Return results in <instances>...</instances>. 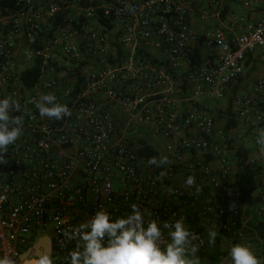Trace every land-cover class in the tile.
Returning a JSON list of instances; mask_svg holds the SVG:
<instances>
[{"label": "built area", "instance_id": "built-area-1", "mask_svg": "<svg viewBox=\"0 0 264 264\" xmlns=\"http://www.w3.org/2000/svg\"><path fill=\"white\" fill-rule=\"evenodd\" d=\"M224 9L221 0H0V99L17 100L21 111L10 115L24 120L0 163V255L23 264L43 236L63 255L61 221L78 223L100 206L128 212L133 202L161 220L185 216L204 239L199 256L208 248L199 224L209 220L230 235L229 259L235 243L264 244V225L248 230L231 157L246 137L259 150L264 129V72L249 90L235 89L249 55L264 56V12L253 20ZM193 12L210 20L198 35ZM36 64L29 83L24 73ZM49 92L71 117L40 116L35 102ZM227 98L229 128L202 108ZM143 129L154 142L137 139ZM145 144L170 164L148 165ZM248 163L261 167L260 156ZM258 200L264 216V193Z\"/></svg>", "mask_w": 264, "mask_h": 264}, {"label": "clouds", "instance_id": "clouds-1", "mask_svg": "<svg viewBox=\"0 0 264 264\" xmlns=\"http://www.w3.org/2000/svg\"><path fill=\"white\" fill-rule=\"evenodd\" d=\"M41 117L61 120L71 117L67 104L58 102L57 96L49 92L40 95L35 102ZM21 111L20 104L11 95L0 99V163L9 146L14 145L24 131L22 116H12ZM259 150L264 153V129H260L257 140ZM148 165L162 167L170 164L169 158L161 154L148 158ZM165 173L161 172L163 177ZM185 184L195 186V177L188 176ZM200 188L196 186V192ZM67 224L61 229L59 241L63 255L52 252H34L25 257L24 264H203L198 255L203 237L191 229L186 217L174 213L169 220H161L149 207L131 203L128 212L116 213L100 206L94 214L80 222ZM217 232L207 230V244L214 246ZM230 264H264L250 242H239L229 250ZM0 264H20L8 253L0 255Z\"/></svg>", "mask_w": 264, "mask_h": 264}, {"label": "crops", "instance_id": "crops-1", "mask_svg": "<svg viewBox=\"0 0 264 264\" xmlns=\"http://www.w3.org/2000/svg\"><path fill=\"white\" fill-rule=\"evenodd\" d=\"M221 2L225 7L223 16H225L228 11H233L237 13L247 14L253 20H258L264 12V2L255 7H250L246 4H243L240 0H221ZM70 11L73 12V10ZM192 21L193 30L197 35L204 30L207 24L210 23V20L202 19L199 13L196 12L192 13ZM260 53L262 52L260 51L253 55H249V60L246 64L244 74L241 77L238 85L236 86V90H249L254 85L256 79L263 74L264 56ZM227 122L228 121L224 117L219 119V124L221 126H225L226 128H228ZM148 135H150L149 131ZM242 145L249 149V156H260L261 168H263L262 170H264V155H260V152L252 139L250 137H246V139H244V141L242 142ZM231 157H233V166L236 169V154L234 150H232L231 152ZM257 185V190H259L260 192L257 194L256 200H254L252 203L249 202L248 207L244 213V217L248 221V230L251 235L258 233L261 230V227L264 225V216L258 214V209L261 206L258 197L259 195L264 193V173H262V175L257 180ZM208 225H211L209 221ZM212 225L215 226L214 222H212ZM261 236L264 235L261 234ZM226 237L231 241L230 235L227 234L226 236H224L223 232L217 233V243H215L217 246H212V248H209L208 245L206 252L202 255L203 257L200 256L202 257L203 264H230V259L226 256V249L230 242H227L228 245L225 249V253L223 256L224 258L221 255L219 256L220 252H222L223 250ZM254 251L259 257L264 258V244L257 241L254 247Z\"/></svg>", "mask_w": 264, "mask_h": 264}, {"label": "trees", "instance_id": "trees-1", "mask_svg": "<svg viewBox=\"0 0 264 264\" xmlns=\"http://www.w3.org/2000/svg\"><path fill=\"white\" fill-rule=\"evenodd\" d=\"M200 59V48L195 49V54L193 57V61H199ZM40 74V66L36 64L34 67L29 69L24 73V78L29 83H34ZM202 108H208L205 105ZM210 110V109H209ZM211 111V110H210ZM229 113L231 114V106H229ZM234 124L232 118H229L227 122V127H231ZM140 152L142 155L152 156L157 153L156 148L151 144H145L144 147L140 148ZM236 158V175L235 182L233 184V189L235 193L239 196L241 201L245 205V210L249 204V198L251 194H253L257 188V177L258 174L261 173L262 168L260 166L250 165L248 163L249 158V149L245 146H239L235 149ZM200 228L204 230L201 224Z\"/></svg>", "mask_w": 264, "mask_h": 264}, {"label": "rangeland", "instance_id": "rangeland-1", "mask_svg": "<svg viewBox=\"0 0 264 264\" xmlns=\"http://www.w3.org/2000/svg\"><path fill=\"white\" fill-rule=\"evenodd\" d=\"M230 103H231V99L230 98H227L226 100H224V101H219V102H215V103H212V104H210L209 105V109L212 111V112H214L216 115H217V118H218V120L220 119V118H227V114H229V105H230ZM141 132H140V134H143V135H138V137H137V139L138 140H142V141H145V142H148V141H153V140H151L150 139V135H148V132L145 130V129H143V131L142 130H140ZM141 136V137H140ZM154 142V141H153ZM260 191L259 190H257V191H255L253 194H251V196H250V198H249V202L250 203H252L254 200H256V197H257V194L259 193ZM209 223H211V225H208V221L204 224V225H202V227H204V233H205V235L207 236V230L208 229H213V230H215L217 233H219V231H218V229L215 227V226H213L212 225V220H209ZM224 236H226V234L224 233ZM230 242V240H228L227 239V237H226V239H225V243H224V246H223V250H222V252H220V254H219V256L221 255L222 257L224 256V253H225V249H226V247H227V245H228V243ZM216 243H217V241H216ZM227 243V244H226ZM226 244V245H225ZM215 246H217L216 244L213 246V247H215ZM209 248H212V246H209ZM203 257V256H202ZM201 257V258H202ZM208 257V256H207ZM224 258V257H223Z\"/></svg>", "mask_w": 264, "mask_h": 264}, {"label": "water", "instance_id": "water-1", "mask_svg": "<svg viewBox=\"0 0 264 264\" xmlns=\"http://www.w3.org/2000/svg\"><path fill=\"white\" fill-rule=\"evenodd\" d=\"M35 252H51L52 241L49 236H43L37 243L33 245ZM31 254L30 250L23 252L20 256V260L24 264L25 257Z\"/></svg>", "mask_w": 264, "mask_h": 264}]
</instances>
